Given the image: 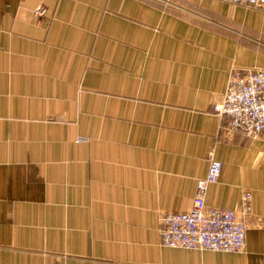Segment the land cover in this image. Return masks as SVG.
I'll return each mask as SVG.
<instances>
[{
    "label": "crops",
    "instance_id": "0c3cea01",
    "mask_svg": "<svg viewBox=\"0 0 264 264\" xmlns=\"http://www.w3.org/2000/svg\"><path fill=\"white\" fill-rule=\"evenodd\" d=\"M235 67L264 68V6L0 0V264H264V129L211 109ZM211 148L206 202L251 193L244 249L165 246Z\"/></svg>",
    "mask_w": 264,
    "mask_h": 264
},
{
    "label": "built area",
    "instance_id": "2783aa9c",
    "mask_svg": "<svg viewBox=\"0 0 264 264\" xmlns=\"http://www.w3.org/2000/svg\"><path fill=\"white\" fill-rule=\"evenodd\" d=\"M225 1L264 6V0ZM45 11L43 4L34 9L37 16L43 15ZM211 109L219 116L226 117L225 133L257 136L264 129V68H233L221 99L212 102ZM208 160L205 175L196 179L191 207L161 214V243L184 249L241 252L245 245L244 216L250 212L251 193L243 191L239 204L233 207L207 203L208 187L218 181L222 170V161L215 156L213 148L208 151Z\"/></svg>",
    "mask_w": 264,
    "mask_h": 264
}]
</instances>
